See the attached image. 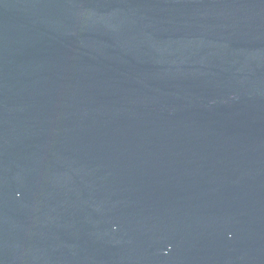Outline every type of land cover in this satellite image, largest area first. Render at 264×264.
Wrapping results in <instances>:
<instances>
[{
    "label": "water",
    "instance_id": "1",
    "mask_svg": "<svg viewBox=\"0 0 264 264\" xmlns=\"http://www.w3.org/2000/svg\"><path fill=\"white\" fill-rule=\"evenodd\" d=\"M0 264H264V0H0Z\"/></svg>",
    "mask_w": 264,
    "mask_h": 264
}]
</instances>
